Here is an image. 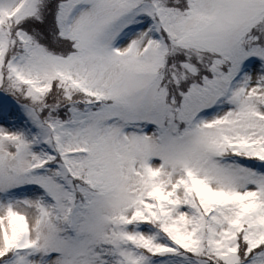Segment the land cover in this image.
I'll return each instance as SVG.
<instances>
[{"label": "snow or ice", "instance_id": "snow-or-ice-1", "mask_svg": "<svg viewBox=\"0 0 264 264\" xmlns=\"http://www.w3.org/2000/svg\"><path fill=\"white\" fill-rule=\"evenodd\" d=\"M0 264H264V0H0Z\"/></svg>", "mask_w": 264, "mask_h": 264}]
</instances>
